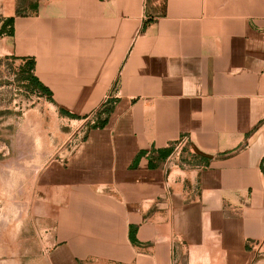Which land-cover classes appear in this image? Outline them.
<instances>
[{"label": "crops", "instance_id": "0c3cea01", "mask_svg": "<svg viewBox=\"0 0 264 264\" xmlns=\"http://www.w3.org/2000/svg\"><path fill=\"white\" fill-rule=\"evenodd\" d=\"M3 11L0 59L34 62L47 102L82 122L114 107L18 189L1 264L25 244L33 264H264V0Z\"/></svg>", "mask_w": 264, "mask_h": 264}, {"label": "rangeland", "instance_id": "374dc122", "mask_svg": "<svg viewBox=\"0 0 264 264\" xmlns=\"http://www.w3.org/2000/svg\"><path fill=\"white\" fill-rule=\"evenodd\" d=\"M10 1L0 0V5L3 8ZM3 15L4 11L0 18ZM95 121L61 115L45 97L27 88L20 63L0 59V258L4 256V227L6 234L16 233L18 189L31 187L34 176L50 162L66 159ZM31 248L25 244L23 251L19 249L20 258L9 259V264H33L27 252ZM8 253L17 255L15 243L9 244Z\"/></svg>", "mask_w": 264, "mask_h": 264}, {"label": "trees", "instance_id": "16d2710c", "mask_svg": "<svg viewBox=\"0 0 264 264\" xmlns=\"http://www.w3.org/2000/svg\"><path fill=\"white\" fill-rule=\"evenodd\" d=\"M14 20L15 19H9L3 24V26L0 29V35H3L5 33L6 28L9 25L14 24ZM34 68H35V63L34 62H28L26 64V66L24 67V69L21 70V75L23 77L24 82L26 83L27 88L31 89L32 91H35L40 96L47 97V99L53 103V101L51 99L50 91L46 87H44V85H42L36 77H34V75L32 73L34 71ZM113 107H114L113 101L106 104V106L96 115V117H95L96 121L90 129H103V128H105L106 125L108 124L110 115L113 111ZM60 114L63 116L69 117L73 120H84V119H86V118H80V117L70 115L63 110H60ZM263 167H264V165H263Z\"/></svg>", "mask_w": 264, "mask_h": 264}, {"label": "built area", "instance_id": "2783aa9c", "mask_svg": "<svg viewBox=\"0 0 264 264\" xmlns=\"http://www.w3.org/2000/svg\"><path fill=\"white\" fill-rule=\"evenodd\" d=\"M186 143V141L185 140H183V141H181L177 146H176V148H175V151H176V156L177 157H180V155H181V146L182 145H184Z\"/></svg>", "mask_w": 264, "mask_h": 264}]
</instances>
